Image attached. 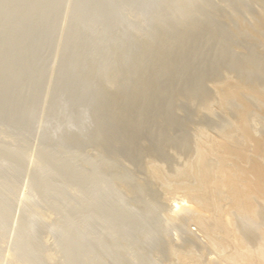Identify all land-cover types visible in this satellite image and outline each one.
<instances>
[{"label": "bare ground", "instance_id": "obj_1", "mask_svg": "<svg viewBox=\"0 0 264 264\" xmlns=\"http://www.w3.org/2000/svg\"><path fill=\"white\" fill-rule=\"evenodd\" d=\"M163 1L166 14L155 19L156 25L150 34L139 36L137 33L132 48L113 51V61L108 75L99 78L95 72L97 67L93 65L87 69L89 71L84 70L85 73L82 71L89 81L102 85L101 90L96 94V104L92 114L95 123L92 126L95 129L90 126L92 122L90 124L87 122L91 127H88L89 130H93L92 133L86 138H81L79 134H72L69 138L73 144H90L96 149L98 156L96 153L95 155L100 160H96L98 163L95 161L97 164L95 172L101 174L100 176L103 174L106 177L108 174L109 178L112 177L127 193L126 195L132 196V200L142 204L146 209L147 217H162L166 222L165 225L176 224L180 229L177 237L181 241L176 240L177 242L174 243V239L171 240L165 235L166 237L163 236L159 242L155 241L157 245L154 242L156 247L151 246L154 248L153 252L165 253L166 256L174 257L180 264H264V0ZM28 13L25 14L29 15ZM23 20L25 21V17ZM144 22L142 21L140 25L143 26ZM2 36L4 37V34ZM62 46L65 45L62 43ZM59 50L56 53L60 54ZM0 56L2 58L1 54ZM8 70L6 71L9 74L10 70ZM17 74L20 76V73ZM37 79L36 77L35 81ZM33 80L34 78L29 79V81ZM31 117L35 116L31 115ZM90 121H92L91 117ZM175 152L184 154L186 156L184 158L187 159L175 165ZM111 157L112 161H110ZM88 158L93 159L91 155ZM122 159L128 160L137 170L143 171L146 180L143 174L141 176L144 178L141 180L143 182L138 180L140 178L136 179L135 176L140 172L137 174L133 170L134 175L136 174L133 176L131 169L126 170L129 167L123 165ZM108 160L110 163L107 162ZM159 162L167 164L165 166V168L168 166L167 170ZM125 170L126 177L122 179L120 174ZM94 176L97 177L95 174L93 179ZM95 201L97 202V198ZM30 204L33 207V204ZM107 208H103L104 211L106 210L103 211V215L101 208L102 216L108 214ZM116 212L117 209L115 214L118 213ZM36 213L48 221L52 215L42 211ZM110 213L104 216V219L99 217L102 222L105 221V226L109 225L106 224L108 219L105 218L108 217V221L111 222V214L113 213V217L115 215L114 211ZM122 216L120 215L121 218ZM130 217L128 215L126 219L128 222L132 219ZM189 224L196 225L198 232L191 231L190 226L188 228ZM126 229L121 230L123 234L125 231L130 232ZM136 234L133 240L137 247V243L143 241L142 235L144 238L146 234L144 232V236L141 230ZM132 237L126 236L123 240L122 237L121 239L118 237L122 242L117 248L115 247L116 250L132 243ZM107 241L104 246L108 244ZM176 243L185 250L179 248L182 251H178L175 247ZM194 248L200 250V253L198 251L195 253ZM72 251L67 252L70 260L72 255L69 253H73ZM208 251L212 256H207ZM44 254L43 263L58 264L57 254L52 252ZM100 255L97 256L99 259L96 258L98 259L96 263L106 264L104 260L107 254L102 255L103 257L106 255L105 258ZM25 256L22 260H17L14 250V252L10 251L4 260L6 262L8 259L7 263L12 264H31V259ZM96 260L94 259L91 264ZM67 261L69 263V259ZM72 261L69 264H73ZM173 261L175 260L172 259Z\"/></svg>", "mask_w": 264, "mask_h": 264}, {"label": "rangeland", "instance_id": "obj_2", "mask_svg": "<svg viewBox=\"0 0 264 264\" xmlns=\"http://www.w3.org/2000/svg\"><path fill=\"white\" fill-rule=\"evenodd\" d=\"M59 1L0 0V5H3L0 6V17H3H1L0 20H4V22L6 21L5 23L0 21V37H2L0 39V54L2 55V58L5 56L3 59L0 56V71H3L2 73L0 72V80L2 79L1 81H3H0V158L2 157L0 159V263L12 264L7 263L8 259L6 262L4 259L7 258L6 255L10 251L14 252L15 250L17 260H22L26 255L25 257L31 259V264H46L43 263V258L45 257L44 253L48 252H52L59 256L58 264H69L71 263V260H73V264H91L100 254V256L107 254V258L104 260L106 261V264H118V262L119 264H130L131 261V264H180L174 259V257H170L169 255L166 256L165 253L153 252V247H156L157 245L156 242H159V240L165 235L167 238H171V240L174 239V243L176 240H180L179 237H177V234L179 235L180 233V229L176 224L165 225L166 222L162 217H147V214L145 213L146 209L143 208L142 204L132 200V196L126 195L127 193L120 188V185L116 183L111 176V178H109L108 174L106 177L103 174L100 176L101 174L99 175L95 172L97 167L95 161L100 160L97 158L98 154L96 149L90 144H73L69 138L72 134H79L81 138H86L93 132V130H89V128L92 127V129H95V127L93 128L92 126L94 123V117L92 118V114L94 105L96 104V94L99 93L102 85L100 83L97 84L96 82L89 81L87 79L88 77L86 78L82 71L84 72V70L86 71L87 69H90L91 65H93L100 69L98 71L96 68L95 71L97 73L96 75H99V78L108 75L111 69L110 64L113 61V51L116 49L128 50L132 48L136 39L135 34L137 33H139V36L150 34L155 27L154 25H156L155 19L166 14L164 1ZM67 5L71 8L69 9ZM21 7H24L25 10H22ZM28 7L32 10L28 9ZM44 7H46V9ZM67 8L68 10H66ZM27 9L29 13L27 12ZM20 11H22V14ZM30 11L33 13L31 12L30 14ZM25 13H28L31 16L29 17V15H26ZM55 13L57 14L55 15ZM32 16H35L36 18ZM43 16L45 18H43ZM24 17L25 21L23 20ZM142 21H145L143 26L140 25ZM65 24L68 27H66ZM51 28L54 29L51 30ZM55 30H57L56 32L58 34ZM137 30L140 32H136ZM65 31L67 32L65 33ZM2 34H4V37ZM6 35L7 37H5ZM50 35H52V37ZM57 35L58 37L56 38ZM22 42L24 43L22 44ZM57 42L59 44H57ZM62 43L65 46H62ZM56 45L60 47L58 48ZM61 46L63 47L62 51ZM64 49L66 52H64ZM58 50L60 51V54L56 53ZM59 55L61 56L59 57ZM56 56L59 58V61ZM21 67L24 70L21 69ZM8 69L10 70V75L6 71ZM38 71H41V73ZM16 73H20V76L19 74L16 75ZM3 75L5 77H3ZM14 75H16V77H14ZM30 75L32 76L30 77ZM35 76L38 78L37 81H35ZM32 77L34 80L29 81V79H33ZM9 79L11 80L9 81ZM38 80H40L41 83ZM22 81H24V85H22ZM17 82L19 84H17ZM65 83L67 85H65ZM10 86L12 87L10 88ZM20 86L21 88L19 89ZM12 89H14V91H11ZM1 91H3L5 96ZM45 93L46 96H44ZM27 94L30 96L28 97ZM31 95L35 96L31 97ZM36 97L37 99L35 100L37 102L34 100ZM18 102L20 104H18ZM29 114L35 117L32 118ZM40 114L43 117H41ZM90 117L92 121H90ZM87 122L89 124L92 122L90 124L91 127H89ZM175 153V165L178 164L177 162L180 164L187 159L184 158L186 157L184 154L181 155L180 153ZM89 155H91L93 159H96L93 160L90 158L91 160H89ZM39 159H41V161ZM112 159L113 158L111 157L110 161H112ZM110 161L108 160L107 162L110 163ZM128 162V160L122 159L123 165H126L127 168L129 167L128 169H125L127 171L131 169L133 176L136 175H134V172L137 174L140 172L141 175L139 174V177L137 175L135 177H137L136 179L140 178L138 180L143 182L141 180H144L146 177L145 173L143 174V171L139 169L137 170V168L132 166L133 164ZM159 163L167 170L168 166L165 168L167 164L165 165L163 162ZM126 170L123 174H120V178L123 179L124 177L125 179ZM93 172L97 175V177L94 176V179L93 175L95 174ZM142 174L144 178L141 177ZM112 176L114 177V175ZM71 181H73V183ZM96 198L97 202L95 201ZM135 202L138 206L140 204V207H138ZM30 203L33 204V207H31ZM105 204L109 206H106ZM110 206L111 208L113 207L117 209L118 213L116 212L117 214H115V209L109 208ZM106 207H108V211L110 209V212L114 211L115 214L114 217L112 212L111 214L107 211L108 214H104V216L109 215V213L111 214V222L108 221V217L105 218V220L108 219L106 223L109 224L108 226H105V221L102 222L103 220H100L101 217L104 219V216H102L104 211L103 208ZM100 210L102 211V215ZM37 211H42V213L48 212L50 215L52 214L51 218L53 220L51 218L49 221L45 220L41 215L40 218L39 214L36 213ZM120 215H123L122 218ZM128 215L129 217L132 216L130 219L132 218L134 221L131 219V221L128 222V220H126ZM113 221L115 222L113 223ZM110 223L112 224L110 225ZM115 223L117 227L115 226ZM190 224L188 225V228L190 226L191 231L198 232L196 231L198 230L196 225L194 226ZM121 226L124 230L126 228L130 230V232L125 231L126 233L124 232L123 234L121 231L123 228ZM135 226L139 228L137 229ZM134 227L135 229H133ZM141 227L145 230L143 231ZM70 229L71 231L69 232ZM137 230L139 233L140 230L143 234L145 232L146 237H144V239L142 235L141 239L143 241L140 240L136 247L133 238L135 239V234H138ZM133 232H135V234ZM129 233L130 235H128ZM126 236H129V238L132 237V243L129 241L130 243L127 246H123L121 249L116 250L117 246L121 245V240ZM71 237L73 241H71L72 239L70 240ZM118 237L120 239L122 237V239L120 240ZM65 238L67 241L64 240ZM107 238L109 242L107 241ZM106 241L108 244L104 246ZM140 242L142 245L139 244ZM19 244L23 245L21 246ZM176 244L178 245V243ZM176 244L175 247L178 251L184 249L180 246L181 242L178 246ZM129 245L131 246V249L129 248ZM71 246L73 247L71 248ZM151 246H153V249ZM66 248L67 250H65ZM194 249V252L200 251L197 250L200 249L199 247ZM72 250H74V252ZM7 251L9 252L6 253ZM70 251L73 252L69 253L72 255L71 260L67 254V252ZM102 251L106 253H103ZM115 251H119V255ZM126 252L129 253L127 254ZM147 253H149V255ZM207 253L208 257L212 256V254L209 255V251ZM112 254L116 256L114 257ZM105 256L102 257L105 258ZM168 257H170V261ZM171 258L175 261L172 262ZM68 259L69 263H67ZM98 259L94 264H97L96 262H98Z\"/></svg>", "mask_w": 264, "mask_h": 264}]
</instances>
